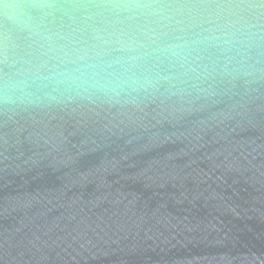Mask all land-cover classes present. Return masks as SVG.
Returning <instances> with one entry per match:
<instances>
[{
	"label": "water",
	"instance_id": "obj_1",
	"mask_svg": "<svg viewBox=\"0 0 264 264\" xmlns=\"http://www.w3.org/2000/svg\"><path fill=\"white\" fill-rule=\"evenodd\" d=\"M0 264H264V0H0Z\"/></svg>",
	"mask_w": 264,
	"mask_h": 264
},
{
	"label": "clouds",
	"instance_id": "obj_2",
	"mask_svg": "<svg viewBox=\"0 0 264 264\" xmlns=\"http://www.w3.org/2000/svg\"><path fill=\"white\" fill-rule=\"evenodd\" d=\"M6 7H10V6H6ZM24 15L23 12L19 11V10H14L12 12H10L8 14V19L9 20H12V21H16L18 20L19 18H21L22 16Z\"/></svg>",
	"mask_w": 264,
	"mask_h": 264
}]
</instances>
